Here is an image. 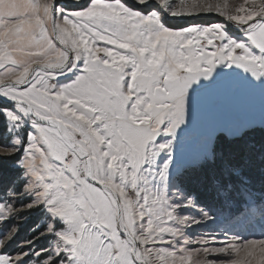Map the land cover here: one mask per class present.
I'll list each match as a JSON object with an SVG mask.
<instances>
[{"label":"snow or ice","instance_id":"snow-or-ice-1","mask_svg":"<svg viewBox=\"0 0 264 264\" xmlns=\"http://www.w3.org/2000/svg\"><path fill=\"white\" fill-rule=\"evenodd\" d=\"M0 264H264V0H0Z\"/></svg>","mask_w":264,"mask_h":264},{"label":"rangeland","instance_id":"rangeland-1","mask_svg":"<svg viewBox=\"0 0 264 264\" xmlns=\"http://www.w3.org/2000/svg\"><path fill=\"white\" fill-rule=\"evenodd\" d=\"M254 104L257 106H259V99L257 98L255 101H254ZM198 135V129H196L195 127L192 129V131L190 132L189 136H188V140H187V145L186 147L188 149H192L196 146V137ZM27 230V225H25V232ZM25 233L22 232L21 233V236H23Z\"/></svg>","mask_w":264,"mask_h":264}]
</instances>
